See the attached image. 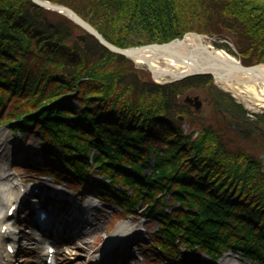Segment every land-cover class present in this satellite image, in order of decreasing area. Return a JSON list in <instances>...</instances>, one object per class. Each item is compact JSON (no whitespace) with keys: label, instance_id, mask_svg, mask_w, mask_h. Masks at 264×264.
Returning <instances> with one entry per match:
<instances>
[{"label":"trees","instance_id":"1","mask_svg":"<svg viewBox=\"0 0 264 264\" xmlns=\"http://www.w3.org/2000/svg\"><path fill=\"white\" fill-rule=\"evenodd\" d=\"M48 1L120 48L196 32L231 40L245 66L264 64V0ZM210 84L209 76L154 83L64 16L31 0H0V124L39 140L49 155L42 169L74 189L90 179L87 193L122 214L145 205L141 213L158 220L152 245L165 256L215 264L231 251L264 264L259 160L210 126L199 129L207 150L179 131L178 116L190 112L178 96L202 90L221 105ZM255 133L264 137V124Z\"/></svg>","mask_w":264,"mask_h":264},{"label":"rangeland","instance_id":"2","mask_svg":"<svg viewBox=\"0 0 264 264\" xmlns=\"http://www.w3.org/2000/svg\"><path fill=\"white\" fill-rule=\"evenodd\" d=\"M200 35L213 47L223 49L236 56L235 46L228 38L225 39L217 35L208 34ZM131 63L136 69L147 73L152 80L150 73L145 67L136 65L132 61ZM209 77L211 78L210 89L212 92L217 95L222 94L221 96L224 97L221 105H212L210 99H208L207 92L202 90H189L182 96H178V103L187 107L190 112L185 115L184 119L181 116L180 119L178 116L179 131L188 135L192 142H197L202 150H207V147L203 145L204 139L200 136L199 129L201 125L222 131L225 138L230 139L229 141L226 140V142H228L231 149H236L235 151L239 152L245 151L248 155L257 158L260 165L264 168V161L261 159L264 156V137H259V134L255 133L264 124V110H249L242 102L236 100L230 92H226L219 85L213 83L212 77ZM196 96L201 101V107L198 110L195 109L193 104L189 105L183 102L185 97L193 98ZM230 99L241 110L237 108V111H233L228 108L230 104L228 100ZM261 122H263L262 125ZM0 132L1 214H4L5 211L6 202L3 197L8 192L6 189H15L13 190L11 201L16 198L18 187L24 199V202L18 207L14 222H18L20 227L25 230L23 232L27 236L21 239V249L14 259V264H28V260L43 264V261L38 259L42 243H32V235L41 237V232L37 226H34L32 219L34 220L37 211L42 207L47 210L48 220L56 222L55 226L50 225L49 228L58 227L55 233L58 240L55 244L64 249L63 253L67 252L66 248L69 245V240L81 242L80 245L83 246L82 251L77 252L75 255H69V264H87L88 262H100L101 264L185 263L172 256H165L166 253L164 251L153 247L152 242L154 241L158 220L148 218L144 213H141L145 205H141L139 209H136L131 214L120 213L115 204L101 202L91 196V194H87L86 191L90 184V179H88V185L82 186L78 190L66 185L62 179L56 180L52 178L49 172L43 170L42 166L45 159H49V155L43 153L39 140L33 137L30 131H26L24 134L13 133L8 124H0ZM152 164L153 160L151 157L150 166ZM149 172L150 170L147 169L144 173L148 174ZM99 178L100 175L95 174L92 179L96 180ZM115 188L119 189L120 185H115ZM36 198H40V200L37 201ZM89 201L93 202L92 207L85 210L84 206ZM83 222L88 223L82 226ZM116 229L117 231L115 232ZM136 229L138 230L137 233L134 234L126 246L122 249L119 248L118 245L121 239ZM131 245L133 246V253L127 256L128 246L130 247ZM182 251L183 247L181 246L178 252ZM224 255L215 264H250L247 259H243L236 253H229V256L226 257ZM57 256L61 258L62 254H57ZM200 258L206 259V256L201 254Z\"/></svg>","mask_w":264,"mask_h":264},{"label":"bare ground","instance_id":"3","mask_svg":"<svg viewBox=\"0 0 264 264\" xmlns=\"http://www.w3.org/2000/svg\"><path fill=\"white\" fill-rule=\"evenodd\" d=\"M166 49L167 51H175L178 55H182L183 61L187 57V55L190 54V52H195L199 56H197L195 62L185 59L186 62L184 61L179 63L177 62L179 60L176 57H170L163 53V51H159L156 49H145L140 53L135 54L133 58L140 66L144 67L145 64L150 65L154 69L155 75L157 74L159 81H165L168 78L192 72L195 70L196 66H204L206 64H209L207 65L209 68L207 67L205 69H209V71L213 73L216 83L222 89L230 92L236 100L242 102L249 110H264V64L260 63L256 70L240 71L236 69V71H233L231 70V66H239L240 64H243L241 60L237 56H233L223 49L213 47L202 37L187 36L185 38V41H183L182 43L171 44L167 46ZM211 63L215 64L214 67L213 65L210 66ZM13 190L15 189H6V191L8 192L5 193L3 197V200L6 202L4 214H1L2 208H0V264H14V257L7 253L6 246L10 243H13L10 238L15 235H10L5 232L3 234L1 233V229L3 228V226H7L8 229H12L10 225H12V223H15L13 222L14 216L18 212L19 205L24 202L23 196L19 192V187L16 191V198L14 199V201H11ZM92 204L93 202L89 201L88 204L84 206L85 210L92 207ZM12 205L15 206V210L13 215L10 217L8 216L7 212ZM87 223L88 222H83L82 226L86 225ZM23 231L25 232L23 228H17L16 230H13V233L16 234V237L18 236L19 239H23L27 236ZM116 231L117 229L115 230V232ZM137 231V229L132 230L129 234H126V236L121 239L118 247L121 249L125 247L126 244L132 239L134 234L137 233ZM35 240L36 239L34 238V241ZM68 244L69 245L66 248L67 252L64 253V249L58 247L53 256L55 264H69V255H75L77 252L82 251L83 249V246L80 245L81 242H76V240H69ZM14 245L16 246L17 244ZM40 252L41 253L39 254V258L43 260L45 264H47L46 251L42 249ZM60 253L62 254L61 258L57 256V254ZM226 256H229V253L224 255V257ZM28 262V264H38V262L34 260H28ZM87 264L100 263L88 262Z\"/></svg>","mask_w":264,"mask_h":264},{"label":"water","instance_id":"4","mask_svg":"<svg viewBox=\"0 0 264 264\" xmlns=\"http://www.w3.org/2000/svg\"><path fill=\"white\" fill-rule=\"evenodd\" d=\"M31 2L34 3L35 5L43 8V9H46V10H49L52 12H56L58 14L65 16L67 19H69L72 23H74L76 26H78L84 32H86L87 34L92 36L101 46H103L109 52L116 54V55H119V56H123V57L131 60L136 65H138V63L133 58V56L137 53H140L141 51H143L145 49H147V50L148 49H150V50L156 49L159 51H163V53H165L166 55H168L170 57H176L179 60V61H177L179 63L184 62V61L186 62V60L195 62L197 59V56H199L195 52H192V53L190 52V54H188L187 57L185 58L186 60L184 59V61H183L182 55H178L177 52H175V51H167L166 47L171 45V44H174V43H182L183 41H185V38L187 36L202 37L203 38V36L200 34L186 33L181 39H174L170 42L163 43V44L154 43V44H147V45H142V46H138V47L120 48V47H117L114 44L108 42L92 25H90L87 21H85L83 18H81L72 9H70L64 5H61V4L50 2L48 0H31ZM207 65H209V64L204 65L206 67L196 66L195 70L192 72L180 74V75H177L175 77L168 78L165 81H159L158 80L157 74L155 75L154 69L150 65L145 64L144 67L150 73L152 80L156 83H159V84L174 83L177 81H181L185 78L194 77V76H204L205 75V76H211L213 79V83L218 85L215 81L213 73L211 71H209V69L208 70L205 69L208 67ZM212 65L214 67L215 64L211 63L210 66H212ZM259 65L260 64L251 65V66H244L243 64H240L239 66H231V68H232L231 70H233V71H236V69L240 70V71L256 70ZM162 75H169V74H162ZM183 102L186 104H189V105L193 104V106L195 107L196 110H198L201 107V101L199 100V98L197 96L193 97V98L185 97L183 99ZM179 118L181 119L180 116H179ZM261 159L264 161V156H262Z\"/></svg>","mask_w":264,"mask_h":264}]
</instances>
